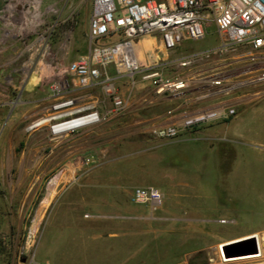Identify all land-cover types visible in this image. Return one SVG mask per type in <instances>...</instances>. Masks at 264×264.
Listing matches in <instances>:
<instances>
[{
  "label": "rangeland",
  "instance_id": "374dc122",
  "mask_svg": "<svg viewBox=\"0 0 264 264\" xmlns=\"http://www.w3.org/2000/svg\"><path fill=\"white\" fill-rule=\"evenodd\" d=\"M91 10L92 0H0V264H32L33 248L26 241L40 234L36 227L51 224L56 211L54 223L71 225L76 214L87 211L77 202L105 196L127 197L136 206L137 247L142 250L156 235L159 243L148 246L154 252L160 246L155 260L163 257V216L168 214L171 255L165 264H264V96L225 120L157 137L153 129L166 123L168 110L180 101L156 94L140 74L114 80L115 94L123 101L117 112L110 111L111 97L101 86L73 88L67 64L89 49ZM215 33L211 26L201 41L183 44L167 58L213 43ZM12 51L14 72L1 65ZM135 53L142 64L162 57L152 36L139 38ZM173 72L165 66V75ZM31 80L38 81L37 87H31ZM58 81L70 88L65 96L82 95L104 117L60 136L51 134L49 124L32 127L53 101L50 93ZM226 121L239 131L222 127L209 150L202 131ZM87 155L91 160L84 165ZM148 185L161 191L160 207L131 200L134 188ZM50 234L48 227L42 240ZM250 235L260 257L221 260L225 241ZM145 249L140 254L146 257ZM75 250L72 264H91L95 256L85 258Z\"/></svg>",
  "mask_w": 264,
  "mask_h": 264
},
{
  "label": "built area",
  "instance_id": "2783aa9c",
  "mask_svg": "<svg viewBox=\"0 0 264 264\" xmlns=\"http://www.w3.org/2000/svg\"><path fill=\"white\" fill-rule=\"evenodd\" d=\"M215 27V41L168 59V53L188 42L201 41ZM89 49L67 64L73 88L101 86L112 100L110 111L123 107L114 80L140 74L156 94L180 101L168 110L157 137H172L191 125H204L237 115L247 103L264 96V0H92ZM152 36L161 58L142 64L136 56L138 39ZM173 68L171 76L164 68ZM65 81L52 86L53 101L44 115L51 134L60 136L98 123L104 116L82 95L65 96ZM70 120L77 124L54 132ZM36 127V126H32ZM91 155L83 157L88 165ZM152 185L134 188L133 202L160 201Z\"/></svg>",
  "mask_w": 264,
  "mask_h": 264
},
{
  "label": "crops",
  "instance_id": "0c3cea01",
  "mask_svg": "<svg viewBox=\"0 0 264 264\" xmlns=\"http://www.w3.org/2000/svg\"><path fill=\"white\" fill-rule=\"evenodd\" d=\"M1 63V65H4L5 68L7 67L9 71L14 72L15 51L7 54L4 61ZM29 82L31 87H37V80H31ZM12 87L14 88V83ZM222 127L239 129L232 121L221 123L220 126L211 125L207 127L202 131V133L204 132L203 134H205L202 139L206 141L204 145L205 147L207 145L209 150H211L214 144V140L213 142L210 141L214 138L213 136L217 137L219 134L218 130ZM184 141L185 140L176 141L174 145H180ZM201 147L203 148V146ZM77 204L86 207L87 211L84 214H76L74 216L75 220L72 221L71 225L54 223V219L57 214L60 213V211H56L55 214H53L51 224L47 223L39 228L36 227L34 231L40 234L36 235L34 240L26 241L29 244H26V247L33 248L30 263L42 264L45 262L48 264H72L69 260L77 254L75 249L79 248L82 251L84 248L85 250L83 249L82 251L84 257L89 256L90 258V256H95L91 259V264H130L128 263L129 259L133 257L135 261L131 264H140V262H150V264H153L155 254L159 251L160 247L159 245L156 247V249H158L157 252L153 251L155 243H159L156 239L157 236L154 232L153 234L155 236L149 237V239L143 243L141 247L142 250L137 247L139 232L134 231V226L139 216L134 213L136 206L128 202L127 197L121 200L105 196L104 198H99V200L98 198L92 201L84 200L82 202H77ZM160 205H162V199L155 203V208L160 207ZM101 206L109 210H99ZM70 215L69 217L73 218ZM151 218V220L155 219V217ZM163 219L165 222L167 221V229L164 230V232H166L164 237L166 238L163 237L164 240L161 245L163 257L155 260L161 264L168 262L171 255L170 237L172 215L166 214L163 216ZM48 227L51 229L52 234H50L49 238L47 236L43 241V234L47 232ZM231 240L233 239H229L224 243L230 242ZM149 245L154 246L152 251L148 249ZM94 247L99 249L97 253L91 252L95 249ZM144 248H146V257L143 256L142 253L140 254V252H144ZM78 254L80 255V252ZM125 256L128 258L125 259Z\"/></svg>",
  "mask_w": 264,
  "mask_h": 264
},
{
  "label": "water",
  "instance_id": "95a60500",
  "mask_svg": "<svg viewBox=\"0 0 264 264\" xmlns=\"http://www.w3.org/2000/svg\"><path fill=\"white\" fill-rule=\"evenodd\" d=\"M222 253L226 256H242V255H249V254H257L258 245L255 241V236L250 235L243 239H238L235 241H230L223 243L221 245Z\"/></svg>",
  "mask_w": 264,
  "mask_h": 264
},
{
  "label": "bare ground",
  "instance_id": "6f19581e",
  "mask_svg": "<svg viewBox=\"0 0 264 264\" xmlns=\"http://www.w3.org/2000/svg\"><path fill=\"white\" fill-rule=\"evenodd\" d=\"M37 5V3H36ZM38 15V14H36ZM28 20V19H27ZM48 120V117H41L39 119H37L34 123H33V126H36V125H42L44 123H46ZM79 122V120H70V121H67V122H64V123H61V124H57V125H54L53 126V131L54 132H58V131H61V130H64L70 126H73L74 124H77ZM261 241V240H260ZM258 243V242H256ZM258 253L257 254H249V255H244V256H240V257H228L226 256L225 254H222L223 255V259L221 260H224V261H227V260H236V259H247V258H257V257H260L262 255V251L259 247V244H258Z\"/></svg>",
  "mask_w": 264,
  "mask_h": 264
}]
</instances>
